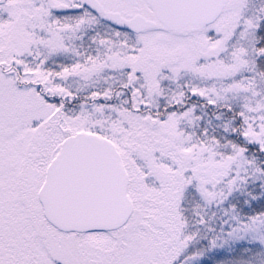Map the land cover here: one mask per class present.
Returning a JSON list of instances; mask_svg holds the SVG:
<instances>
[{
  "label": "snow or ice",
  "instance_id": "1",
  "mask_svg": "<svg viewBox=\"0 0 264 264\" xmlns=\"http://www.w3.org/2000/svg\"><path fill=\"white\" fill-rule=\"evenodd\" d=\"M0 264H264V0H0Z\"/></svg>",
  "mask_w": 264,
  "mask_h": 264
}]
</instances>
